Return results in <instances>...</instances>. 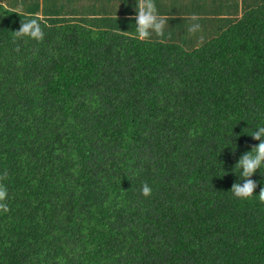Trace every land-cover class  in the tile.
Listing matches in <instances>:
<instances>
[{
	"label": "trees",
	"instance_id": "1",
	"mask_svg": "<svg viewBox=\"0 0 264 264\" xmlns=\"http://www.w3.org/2000/svg\"><path fill=\"white\" fill-rule=\"evenodd\" d=\"M25 17L0 5V264H264V202L230 193L264 2L196 44L31 16L43 40L17 38Z\"/></svg>",
	"mask_w": 264,
	"mask_h": 264
},
{
	"label": "crops",
	"instance_id": "2",
	"mask_svg": "<svg viewBox=\"0 0 264 264\" xmlns=\"http://www.w3.org/2000/svg\"><path fill=\"white\" fill-rule=\"evenodd\" d=\"M236 1L237 8L234 5ZM263 2L264 0H254L252 5L248 0H154L159 13L169 20L161 39L171 38L170 42L181 44L183 38L195 44L201 42L202 39L199 38L212 29L216 33L223 25L222 21L239 19L250 6ZM135 3L136 0H0V5L6 9L29 17L74 23L96 30L113 29L120 33L125 28L135 29ZM192 15H196L201 24V29L195 34H189L180 28L187 24ZM120 23L123 29L120 28ZM151 38L156 39V35L153 34Z\"/></svg>",
	"mask_w": 264,
	"mask_h": 264
},
{
	"label": "clouds",
	"instance_id": "3",
	"mask_svg": "<svg viewBox=\"0 0 264 264\" xmlns=\"http://www.w3.org/2000/svg\"><path fill=\"white\" fill-rule=\"evenodd\" d=\"M134 10L135 33L139 40H148L153 34L164 35L169 20L168 17L159 13L154 0H139V2L136 0ZM191 21L187 31L189 34H195L201 29V24L196 15L191 16ZM14 34L17 38H28L35 41H41L44 38L42 25L38 18H23L20 28ZM244 134L250 136L258 144L240 156L235 164L233 172L238 177V181L233 185L230 193L234 199L248 200L255 196L264 202V189H261L259 195H255L257 183L252 179L257 172L264 176V126L258 125L250 129L249 133ZM142 195L145 197L151 195V189L147 184L142 187ZM7 197L6 188L0 185V211H8L6 203H3Z\"/></svg>",
	"mask_w": 264,
	"mask_h": 264
},
{
	"label": "rangeland",
	"instance_id": "4",
	"mask_svg": "<svg viewBox=\"0 0 264 264\" xmlns=\"http://www.w3.org/2000/svg\"><path fill=\"white\" fill-rule=\"evenodd\" d=\"M249 3H251L252 5H254V0H248ZM259 5H261L262 3H258Z\"/></svg>",
	"mask_w": 264,
	"mask_h": 264
}]
</instances>
